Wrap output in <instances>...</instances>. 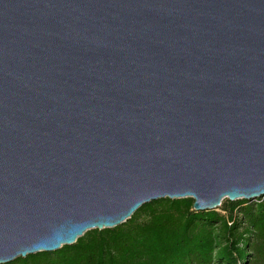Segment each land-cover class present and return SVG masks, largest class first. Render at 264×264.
<instances>
[{
  "label": "water",
  "instance_id": "1",
  "mask_svg": "<svg viewBox=\"0 0 264 264\" xmlns=\"http://www.w3.org/2000/svg\"><path fill=\"white\" fill-rule=\"evenodd\" d=\"M167 198H264V0H0V264Z\"/></svg>",
  "mask_w": 264,
  "mask_h": 264
},
{
  "label": "trees",
  "instance_id": "2",
  "mask_svg": "<svg viewBox=\"0 0 264 264\" xmlns=\"http://www.w3.org/2000/svg\"><path fill=\"white\" fill-rule=\"evenodd\" d=\"M193 205L190 198L151 202L116 228L10 264H264V198L223 202L225 215Z\"/></svg>",
  "mask_w": 264,
  "mask_h": 264
},
{
  "label": "rangeland",
  "instance_id": "3",
  "mask_svg": "<svg viewBox=\"0 0 264 264\" xmlns=\"http://www.w3.org/2000/svg\"><path fill=\"white\" fill-rule=\"evenodd\" d=\"M227 201H228V200H227V199H225L223 202H225V203H226ZM223 202H222V203H223ZM217 211H218V212H220L221 214L225 215V213H223V212L221 211V209H220V208H219Z\"/></svg>",
  "mask_w": 264,
  "mask_h": 264
}]
</instances>
